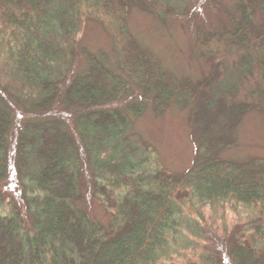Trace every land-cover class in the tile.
<instances>
[{
	"label": "trees",
	"instance_id": "1",
	"mask_svg": "<svg viewBox=\"0 0 264 264\" xmlns=\"http://www.w3.org/2000/svg\"><path fill=\"white\" fill-rule=\"evenodd\" d=\"M224 3L0 0V264H264V156L221 153L264 110V0ZM135 7L187 19L207 74L167 69L129 29ZM89 22L115 59L83 51L77 70ZM172 106L196 147L178 174L135 128Z\"/></svg>",
	"mask_w": 264,
	"mask_h": 264
},
{
	"label": "rangeland",
	"instance_id": "2",
	"mask_svg": "<svg viewBox=\"0 0 264 264\" xmlns=\"http://www.w3.org/2000/svg\"><path fill=\"white\" fill-rule=\"evenodd\" d=\"M205 1L196 11V20L216 25L219 15L210 11ZM232 9L233 0H225ZM131 32L152 50L161 63L179 77L197 80L209 71L208 61L199 56L194 46L191 29L185 18L161 21L142 8L135 7L128 18ZM81 53L77 70L85 65L83 51L103 53L114 61L112 40L97 23L89 22L80 39ZM136 130L148 141L159 156L162 167L172 173H182L195 158V142L188 113L177 106L161 112L149 107L136 121ZM237 142L221 151L228 159L243 160L252 156H264V110H251L244 115L236 128ZM92 217L106 222L109 215L98 204L85 202Z\"/></svg>",
	"mask_w": 264,
	"mask_h": 264
}]
</instances>
